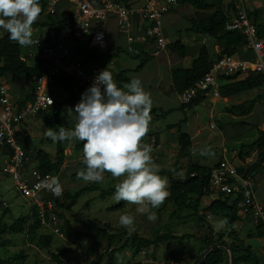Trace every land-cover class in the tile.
<instances>
[{"label":"rangeland","instance_id":"obj_1","mask_svg":"<svg viewBox=\"0 0 264 264\" xmlns=\"http://www.w3.org/2000/svg\"><path fill=\"white\" fill-rule=\"evenodd\" d=\"M213 4V3H212ZM224 7V6H223ZM42 14V12H41ZM39 16L36 23L44 22L46 15ZM47 19V18H46ZM34 23L32 25L33 29V37L39 33L40 31L44 32L48 29V27H42ZM179 23L182 26H185L182 29V32L176 33V35H180V39L182 43L186 45H190V42L195 40L194 44L196 48H198L200 43H202V38L204 40L205 45L209 46L212 44V39L206 35L201 33H195L192 31H188L187 29L190 27V24L187 20H180ZM189 32V33H188ZM6 32L0 30V37L4 36ZM204 44V43H203ZM33 45V44H32ZM194 46V47H195ZM22 47V46H21ZM31 48V46H28ZM28 47H22V53L25 52V49L28 50ZM125 51H122L121 55L114 59L115 66L112 68V56H109V52L101 51V53H105V56L101 60V64L110 71L113 75L116 74L119 70V67L122 68H131L135 70L141 63L140 59L133 57L134 53H128L126 46L124 47ZM34 52V51H33ZM188 52V51H187ZM109 53V55H107ZM198 54V53H197ZM197 56V55H196ZM195 56V57H196ZM29 62L32 64L34 61L32 56H30ZM180 57V56H179ZM174 57L173 62L175 64H179L183 61L181 58ZM189 56L188 65L185 64V60L182 62V66H189L191 60L195 58ZM142 59V57H141ZM181 61H180V60ZM148 61L145 65L146 68L142 67L139 71L141 73L147 75L148 78H151L155 75L156 72H160L164 78V81L168 83L169 75L168 72H165L164 64L162 62ZM264 62V59H263ZM104 70V69H102ZM101 71V70H99ZM115 80V77H114ZM5 85L9 86L10 93L11 84L9 81H6ZM164 85V86H163ZM162 93L159 94L153 90L155 94L153 97V101H157L158 103L164 102V108L168 105L172 104L173 97L175 93L172 90L167 91L166 84H163ZM85 90H81V88H74L75 99L70 105H65L62 107V110L58 116L59 125L64 127L67 130H71L75 126L76 117L74 113V106L80 101L81 94ZM255 93H239L237 94L235 99L237 98L238 102H242L250 97H252ZM70 92L68 88L62 87L59 85H53V97L56 101L61 102L67 98H69ZM163 97H165L164 100ZM235 101V102H237ZM264 101V98L261 102ZM231 104H225L221 98H214L212 100H208L204 104L200 106L195 105L194 107H189L185 113L177 115L171 111L168 115H165L163 118L159 119L156 122V127L160 126L164 127V131L162 135H154V139H162L164 138V143L160 144L158 147L157 144L155 147H152L151 155L157 165L160 166L161 170H169L176 166V171L174 172V176L178 178H184L187 167L192 163L209 166L217 162L221 156L222 149L220 143V137H226L227 140H231V138L238 137V139H242V143H237V139L232 140L230 145L228 146L227 157H233L234 162L239 164V159L244 162H252V160L256 159V157L252 156L251 158H247L248 154L244 153L248 150L244 147L248 145L253 138H256V132L254 129L251 130L250 127H244L243 130L236 133L233 126L238 122H236L235 115H237L236 111H231ZM261 103L255 105L253 113L261 114L260 110ZM263 106V105H262ZM162 108V110H165ZM217 109L216 111H214ZM253 116H247L248 119L254 118ZM37 118L36 116L30 117L27 120ZM182 119H185L184 121ZM182 120V121H181ZM38 125L33 134L32 144L37 148H41L43 151L47 153H55V144L56 142L49 143L47 139H49L46 135V132L52 130L50 126H46L44 122L38 117ZM169 122H180V128L182 131L188 132L191 135V139H193V143L188 151V155L183 158L178 157L179 145L177 142V132L173 133L169 132V129H165L166 123ZM211 123L214 125V128H211ZM242 125L246 126L247 123H243ZM238 127V126H237ZM198 130V134L195 135V132ZM53 131V130H52ZM251 131V132H250ZM224 134V135H223ZM193 136V137H192ZM175 138V140H174ZM226 140V142H227ZM148 144H153L154 142L148 137L146 141ZM159 142V141H158ZM80 142L69 141L67 144V148L73 146ZM229 143V142H227ZM146 144V143H144ZM66 148V149H67ZM203 149H210L211 153L207 155H202ZM27 151V150H26ZM68 151V150H67ZM242 152V153H240ZM27 161L33 160V151H27ZM32 153V154H30ZM254 154V153H253ZM224 156V155H223ZM250 156V155H249ZM246 158V159H245ZM5 161L4 157L0 156V221L3 222H12L14 219L19 216L25 215L29 212V202L28 199L21 197L16 188L14 186V182L12 178L7 174L5 170ZM73 169V167L71 166ZM75 169V168H74ZM105 174V173H104ZM257 174V195L258 200L261 201V194L264 193V177L259 176ZM162 177H168L166 175H161ZM68 178V177H67ZM123 177L114 178L112 175H104V179L102 182L94 183L100 185L103 189H110L121 182ZM75 181V180H74ZM169 182V179H168ZM87 182L78 181V183L71 188L69 191L74 192L80 187L85 186ZM169 189V187H168ZM213 195L214 199H216L219 195L216 193H208V195L204 198H201L200 205L197 208V211L200 215L205 216L204 221H199L197 216L192 214V210H187L183 208L182 210H176L166 198L165 202L158 208L152 209L156 213L157 219L155 221H148L147 214L142 216L141 212L137 211V208L140 207L138 205H131L127 202L125 203V207L116 212H108L107 208L118 203L115 202L114 197L109 196L105 198H99L97 191H89L82 196H80L76 202L74 203L70 212L66 207H60L59 210L64 214L67 219H69L70 223V234L68 236L59 237L55 234H52L46 228H40L39 234H47L51 235V245L48 248H41L35 246L33 243H30L28 237L25 233L22 234H9L5 233L2 237L3 240H8L9 243H6L3 247L0 248V258L5 259L6 257H11L17 254L18 252H23L25 255L24 258H18L13 264H56L55 261L52 260L51 254L56 253L58 247H65L67 249L66 253L60 255V258L65 259L67 264H95L98 262L97 256L104 255V249L107 247L104 242L96 243L94 235L96 233V229L91 226V223H95L98 226L102 227L103 223H107L111 226L110 231L119 232L122 228L119 224V218L121 215L128 214L134 217V225L132 228L134 230L127 229L128 232H136L140 236L144 238H152V235L155 231H158L160 234L170 232L176 236L189 235L186 238L174 239L166 242H159L154 246H149L144 248V252L141 253L140 256L134 257L132 252L129 249H125L124 251H118L115 255V264H134L141 263L147 264L151 259H153V264H159L163 262L164 264H194L196 259V255L202 251L205 244H202L200 239L207 234V225H211L213 230L217 233H222L225 228V219L222 217H213L208 212V204L213 198H208V196ZM63 200V196L59 197ZM57 199V198H56ZM29 202V204H28ZM122 202V201H121ZM7 205L8 208L4 205ZM120 203V202H119ZM88 205V206H87ZM7 210V214L2 218L3 212ZM68 210V211H67ZM172 212L174 213L172 215ZM4 219V220H3ZM64 222L62 223V225ZM72 229V230H71ZM246 227L238 228V235L245 242V232ZM89 235H85L87 232ZM224 233V232H223ZM219 234L215 235V238H218ZM201 237V238H200ZM232 239L227 235V233L223 234V241L229 243ZM125 241V236L120 235L113 242V247H118L122 242ZM92 247L93 253L90 254L88 250ZM112 247V246H111ZM226 254V258L223 262L219 264H229L228 263V251L224 249ZM255 252V250H254ZM170 253H174V256H170ZM258 254V253H257ZM258 260L260 263L264 262V256L258 254ZM123 257V258H122ZM122 259V260H120ZM107 257L103 256L98 264H106Z\"/></svg>","mask_w":264,"mask_h":264},{"label":"trees","instance_id":"obj_2","mask_svg":"<svg viewBox=\"0 0 264 264\" xmlns=\"http://www.w3.org/2000/svg\"><path fill=\"white\" fill-rule=\"evenodd\" d=\"M179 4L189 3L198 11L207 10L212 7V3L207 0H178ZM40 5L42 8V14L46 15L44 22L36 23L39 26L48 27V28H60L67 27L68 23L71 21V16L67 15L66 17L60 16L57 9L53 12L45 13L47 0H40ZM229 10H235L234 4H231L227 9H222L218 7L214 14L205 17L204 19H190L188 28L189 31L195 33H203L208 35L210 38L214 39L221 45V50L219 53L215 54V57H211V54L208 48L204 45L200 46L197 56L192 60L191 65L188 68H178L170 71L172 84L175 91L178 94H181L187 88L193 86L195 82L203 78V76L210 70L212 63L215 60L220 59L224 55H234L239 49L244 47L245 39L244 36L236 30L228 31L225 29V23L231 17ZM234 15V14H233ZM257 26V25H256ZM258 31L261 33L263 31L262 26H257ZM140 52L136 54V58H141V63L138 68H142L144 63L150 58L147 53H144V45L136 46ZM32 48V47H31ZM172 51L176 52L180 57H184L186 53V48L184 45L180 44L179 41L171 43L168 45ZM22 47L18 45L15 41H12L8 38L6 33L4 36L0 37V78L1 77H19V78H32L34 76H39L47 71V64L42 61L40 58L36 57L33 59V63L29 62V59L26 56H23ZM82 56L84 60V65L93 61H100L105 56V53H101L97 47L85 46L84 48H75V56ZM109 55V53L107 54ZM109 56H112L110 53ZM86 66V65H85ZM235 75L226 77L227 79L232 80ZM224 78V79H226ZM115 82L121 88L124 85L130 82L129 78L123 76V73H117L115 77ZM54 84L62 87L68 88L70 92L69 98L58 102L55 100L54 105L50 108L48 112H42L36 117H39L46 126H50L53 131L58 132L61 125H59V120L57 119L62 107L65 105H70L74 99V84L69 79L63 77H55ZM264 86V74L262 73H251L246 79L241 81H234L219 87V95L221 97H229L231 95L239 94L244 91H248L254 88H261ZM34 87V86H33ZM33 87L30 93L18 100L19 105H23L33 98ZM205 97L197 96L189 104H181L180 110H183L186 107H191L197 105L204 100ZM263 93L257 94L255 97L246 100L238 105H232L231 111H236L240 116H245L249 114L254 105L262 101ZM170 110H159L156 108H151L150 114L157 115L158 117H164ZM245 123V121H239ZM177 127V142L179 145L178 157L183 158L188 155V151L191 147V142L189 136L183 132L180 128V122L175 125ZM174 127V126H173ZM168 128H172L169 126ZM258 137L257 139L249 145L244 147L248 150L246 154L250 155V152H254L256 157V162L249 169L242 170V175H248L251 173V169L259 167V165L264 162V129H257ZM18 136V135H17ZM47 142L52 143L53 141L49 138ZM69 141L56 142L55 144V153H47L41 148L34 150L33 160L27 161L25 163L27 170L36 169L41 173H52L57 174L64 163L65 159V150ZM25 148V147H24ZM72 150L81 151L83 153L82 143H77L73 146ZM26 151V148H25ZM26 151V155H27ZM28 158V157H27ZM219 162V161H218ZM217 162V163H218ZM215 163L214 165H216ZM205 166L192 163L187 167L186 174L184 178H178L174 176L176 171V166L169 170H161L160 175H166L169 179V195L167 200L176 207V210H182L183 208L187 210H192L194 215L197 216L198 220L204 221L205 216H202L197 211L198 206L200 205L201 198H204L210 193L209 191V176L210 170L214 166ZM80 166L85 169L83 160L80 162ZM73 174V177L77 178V174ZM106 175H111L108 172H105ZM95 183V182H94ZM94 183H87L86 186L80 188L74 192H64L63 198L65 200H71L76 202V200L83 194L89 191H97L99 198H105L115 195V186L110 189H103L100 185ZM219 196L216 199H211L207 206L208 212L213 217H222L225 219V230L224 233L232 239L228 244L231 246L234 255H235V264H262L258 260V256L253 252L251 245L246 244L244 240L238 235L236 222L239 220V215L237 214V207L235 202L232 199L231 195L218 194ZM57 198V197H56ZM55 198V199H56ZM125 202L122 201L116 205L110 206L107 208L108 212L120 211L124 208ZM55 206L57 208L62 207L56 199ZM8 208V207H6ZM7 214L5 210L2 214V218ZM174 213L172 212V215ZM59 218L61 223V230L68 236L70 234L69 221L64 216L62 212H59ZM4 220V219H3ZM64 224L62 225V223ZM91 226L96 229L94 238L96 243L104 242L107 246L104 249V255H98L95 264H98L100 259L103 256L107 257L106 264H115V255L118 251H124L129 249L132 252L134 257L139 256L141 251H144V248L149 246H154L159 242H166L179 238H186L189 235L176 236L170 232L160 234L158 231H155L152 235V238H144L137 234L136 232H128L126 228H122L119 232L110 231L112 228L109 224L103 223L102 227L98 226L95 223H91ZM39 221L36 218L35 208L30 207L29 212L25 215L19 216L14 219L12 222H1L0 221V248L3 247L6 243H9L8 240H3V235L5 233L9 234H22L25 233L28 237L30 243H33L35 246L41 248H48L51 245V235L39 234L40 229ZM258 231L264 228V223L260 226L255 227ZM72 230V229H71ZM217 233L213 230L212 226L207 225V234L200 239L202 244H205L201 252L196 255L194 264H198L201 253L209 245L223 241L224 233ZM89 235L88 231L84 233ZM218 235V238H215V235ZM120 235L125 236V241L122 242L118 247H113V242ZM201 238V237H200ZM225 242V241H223ZM227 243V242H226ZM112 246V247H111ZM67 249L65 247H58L56 253H52V260L56 264H67L65 259L60 258V255L66 253ZM90 254L93 253L92 247L88 250ZM170 256H174V253H170ZM25 255L23 252H18L14 256L6 257L5 259L0 258L1 264H13L18 258H24ZM123 258V257H122ZM226 254L224 248H215L211 250L205 258L204 264H219L224 261ZM122 260V259H120ZM141 264V263H134Z\"/></svg>","mask_w":264,"mask_h":264},{"label":"built area","instance_id":"obj_3","mask_svg":"<svg viewBox=\"0 0 264 264\" xmlns=\"http://www.w3.org/2000/svg\"><path fill=\"white\" fill-rule=\"evenodd\" d=\"M59 0H47V12H53ZM73 7L71 21L67 27L48 28L37 33L31 45L35 56L47 64V71L30 80L33 83V98L19 105L11 99L5 84L0 83V149L6 152L5 170L12 178L18 194L29 200L35 208L41 228L63 237L56 197L46 188V182L56 174L41 173L36 169L27 170L28 158L24 144L18 138L17 126L42 112H48L54 105L52 87L55 77L69 79L78 88L86 90L100 71H88L83 57L75 56V48L85 46L106 47L109 23H115L117 32L124 36L128 53L137 54L136 47L152 46L151 55H157L167 47L162 31L165 15L179 5L178 0H67ZM228 31H239L245 39V46L253 55L251 60L239 59L235 55H224L215 60L202 79L181 94L180 103L189 104L195 97L219 95L222 78L241 73L264 74V29L260 33L243 6L225 23ZM264 96V90H263ZM209 191L231 195L237 210L246 215L254 227L264 223V206L254 194L252 176L241 175L232 162L223 158L210 170ZM7 207V205L4 203ZM264 244V228L261 230ZM144 252V251H142ZM159 264H164L163 262Z\"/></svg>","mask_w":264,"mask_h":264},{"label":"clouds","instance_id":"obj_4","mask_svg":"<svg viewBox=\"0 0 264 264\" xmlns=\"http://www.w3.org/2000/svg\"><path fill=\"white\" fill-rule=\"evenodd\" d=\"M41 11L40 0H0V30L22 47L37 45L39 41L33 40L32 25ZM151 106L150 94L139 78H132L121 88L105 68L95 75L92 85L74 106V128L60 127L58 132L49 130L46 135L53 142L82 143L86 167L77 178L99 183L105 172L114 178L123 177L115 186V202L138 205V212L147 214L148 221H155L157 216L152 209H158L165 202L169 182L159 174L161 169L151 155V146L142 143L151 123ZM210 153L206 149L201 154ZM45 186L55 197L63 195L58 177L50 178ZM119 224L134 230V217L121 215ZM147 264H153V259Z\"/></svg>","mask_w":264,"mask_h":264},{"label":"crops","instance_id":"obj_5","mask_svg":"<svg viewBox=\"0 0 264 264\" xmlns=\"http://www.w3.org/2000/svg\"><path fill=\"white\" fill-rule=\"evenodd\" d=\"M207 1H210L211 3H213L212 7L208 8L207 10L198 11L189 3H184V4H179L176 9H174L172 12H170L169 14L164 16L163 22H162V31H163L164 37L166 38V41H167V47H165L163 50H161L157 55H151V51L153 50L152 46L148 45L147 52L144 50V47H143L144 53H147V55L150 56V58L143 65L144 70L146 68V65H147L146 63L148 61L156 60L155 62H158V61L162 62L164 64L165 72H168V75H169L168 83H166L164 81V78L159 71L156 72L153 77L148 78L147 75H145V74L141 73V71H139L141 68L139 69L137 67L134 70L133 69L134 67H132V69L119 67L120 68L119 70H122V71H118L117 73L122 72L123 76L126 78H129L130 80L132 78H139L141 80L145 91L150 94V97L152 100L151 108H156L159 110L160 109L162 110V108H164L163 107L164 102L158 103L157 101H155V102L153 101V97L155 95L153 93V90H156L155 92H158L159 94H161L162 93L161 89L164 86L163 84H166V86H167L166 90L167 91L172 90L175 93V95L173 97L172 104L168 105L164 109L173 111L174 113H177L178 116H180L179 114L185 113V111L189 109V107H186L183 110H180L181 103L179 100V94L175 91V89L173 87L170 71L174 70V69H178V68H188L191 65V63L189 66L184 67V66H182V62L185 60V64L188 65L187 62H188L189 56L192 57V55H193V57H195L199 51L200 46L198 48H196V46L194 44L195 40L190 42L189 46L182 43V40L180 39V35L179 34L176 35V33L182 32V29L185 27L179 23L180 20L184 19V20H187L189 23L190 19H194V18L197 20L198 19H204L205 17L214 14L218 7H221L222 9L225 10V9H227V7L229 5L234 4L235 10H229V13L231 14L230 16H233V14H235L238 7L243 6L246 9V11L248 12L251 21L257 26L258 25L262 26L264 29V0H207ZM72 8L73 7L67 2V0H59V2L55 6V10L57 9L58 13L62 17H66L67 15H69ZM108 25H109V27H108L106 47L104 49V52L112 53V68H113L115 66V62L113 60L116 59L117 57H119L121 55L122 51H125L124 47L126 46V40H125L123 35H121L117 32V29H116V26H115V23L113 22V20ZM40 32H42V31H40ZM201 34H203V33H201ZM203 35H206V34H203ZM206 36H208V35H206ZM176 41H179L180 44L185 46L186 53H185L184 57H179V55L176 52H174L170 48H168L169 44L174 43ZM205 43L206 42H204V40L202 38V43H200L199 45L206 46L208 48L210 54H211V57L214 58L215 54L220 52L221 45L218 42H216L214 39H212V44H210L209 46L205 45ZM101 51H103V50H100V52ZM137 54H139V53H137ZM234 55L236 58L245 59L248 61L253 58V55L246 48L245 45H244V47L239 49ZM23 56H26L28 59L31 58L30 56H32V58H36L35 53L33 52V49L30 47H28V50L25 49ZM135 56H136V54L133 57H135ZM176 56H177V58L178 57L181 58L183 61H181L179 59L181 62L179 64H175L173 62V58ZM138 59H140V61H141V58H138ZM192 60H191V62H192ZM85 65H86L87 70L90 72L105 69V67L101 64V60L100 61H93V62H90V63L85 64ZM117 73L113 75V79H114V77H116ZM249 75H250L249 73L237 74L234 76V78L232 80L227 79V78L226 79L222 78L219 85L221 86V85H224V84H227L230 82L241 81V80L246 79ZM6 81H9L11 84L10 88H11L12 93L9 92L11 99L13 101H16V102L18 100H20L22 97H24L25 95H27L28 93H30L32 90V87H33V84L31 82L30 78L25 79V78L12 77V76L0 78V82L3 84H5ZM7 87H9V86H7ZM76 87L78 89V86H75V88ZM81 90H84V89H81ZM263 90H264V86L261 88H254V89H251L248 91H244L241 93L254 92L255 94L252 97L246 99V100H249V99L255 97L259 93L262 94ZM8 91H10V90L8 89ZM51 92L53 95V87H52ZM236 96H237V94L231 95L229 97H221L220 95H218V96L208 95L204 98V100L202 102H200L197 105L200 106L201 104H204L208 100H212V99L217 98V97L221 98L225 104L230 103L231 104L230 106L238 105V104L246 101V100H244L242 102H238L237 98L236 99L234 98ZM164 99H165V97H163L162 100H164ZM235 101H237V102H235ZM258 103H261L263 105V106L261 105V107H260V110L262 111L261 114L253 113V110H254V108H253L252 111L245 116H240L237 112H236L237 115H235V118H237L236 122H238V124L236 123L235 126H233L234 127L233 129L236 130V133L243 130L242 128H244V127H250L251 130L254 129L256 132V138H253V140L250 143H248V145L257 139V137H258L257 129H264V101L263 102L259 101L256 104H258ZM255 105H254V107H255ZM194 106L195 105H193L192 107H194ZM216 110L217 109H215L214 111H216ZM157 115H159V113H157ZM157 115L155 116V115L150 114L151 123L149 126V131H148L147 135L145 137H143V139H142V143L147 144L148 142H146V141L148 140V137H149V140L151 139L154 142V145L152 143L148 144V145H150L151 148L155 147V149H157L155 144H157V146L159 147L160 144L164 143V138H163V140L162 139L156 140V138L154 139V135H162V132L164 131V127H162V128L160 126L156 127V122L159 119L163 118L160 116L158 117ZM253 115H255L254 118H251V119L247 118V116L250 117ZM182 120L184 121L185 119H182ZM241 120L245 121V123H247V125L246 126L242 125L243 123L239 122ZM38 122L39 121H38V117H37L36 119L33 118L30 120H26L17 126L18 138L20 139V141H22V143L24 144V147L29 152H32V151L34 152V150L37 149V147L32 144V140H33V137H34L33 134L35 133ZM178 123L179 122H177V123L176 122L166 123L165 129H169L168 130L169 132L172 131L173 133H175L177 130V127L175 125H177ZM169 126H172V128H168ZM210 127L214 128V125L211 123ZM183 132H185V131H183ZM185 133L189 136V139H190V142L192 145L193 139H191V135L188 132H185ZM197 134H198V130L195 132V135H197ZM235 139H237V143L238 142H239V144L242 143V139L239 140L238 137L231 138V140H227V138L224 136H222V138L220 137L222 153H221V156H220L218 161L222 160L223 158L227 159L228 161L232 162V164H234L236 166L238 173L242 175V172H240L239 169L240 168L242 170L249 169L250 167H252L254 162H256V160L254 159V160H252V162L248 163V162H244V160L242 161L241 159H239L238 160L239 164H238V163L234 162L233 157L228 158L227 153H229V152L227 151L226 148H228V146L230 145V142L232 140H235ZM174 140H175V138H174ZM226 140L229 143H227ZM205 150L206 149H203L202 152H204ZM240 153H242V152H240ZM244 153H247V152L245 151ZM250 153H251L250 156L247 155L248 156L247 158H249V157L251 158L252 156L254 157V154H253L254 152H250ZM30 154H32V153H30ZM33 155H34V153H33ZM0 156H3L4 160H5L6 152L3 149H0ZM82 160H83V153L81 151H74L71 149V147H68L65 150L64 163L61 166L59 172L56 174V177L59 178V181L61 182V184L63 186V193L64 192H70L69 190L71 188H73L78 183V181H83L82 179H78V178L73 177V174L85 170L83 167L80 166V162ZM217 162H215V163H217ZM215 163L210 164L209 166H212ZM71 166L73 167V169L71 168ZM251 171L252 172L249 173L248 175L252 176V178L254 180V194H255V197H258L256 177H257V174H259V173H260L259 176L264 177V162H262L259 165V167L255 168V169H251ZM87 183H86V185H87ZM83 187L84 186H82L80 188H83ZM261 196H262L261 201L258 200V198H256V199L258 202H260L264 206V193H262ZM208 198L214 199L213 195L208 196ZM57 200H58L59 204L62 205L63 208L66 207L69 211L72 209V207L75 203V202H72L71 200H65L64 198H63V200H65V201H62L61 198H58V197H57ZM28 204H29V202H28ZM29 208H30V204H29ZM70 212H72V211H70ZM237 214L239 215L240 218L236 222V227L241 228V229L243 227H246V230L243 233V235H245V243L251 245L253 252L255 250L254 253L257 256L259 254V255H261V257H263L264 256V244H263V239H262L260 231H258L253 225L250 224L249 219L246 215L242 214L239 210H237ZM142 216H145V214L142 213ZM68 221H69V219H68ZM69 226H70V223H69ZM262 264H264V262Z\"/></svg>","mask_w":264,"mask_h":264},{"label":"water","instance_id":"obj_6","mask_svg":"<svg viewBox=\"0 0 264 264\" xmlns=\"http://www.w3.org/2000/svg\"><path fill=\"white\" fill-rule=\"evenodd\" d=\"M220 247H222V248H224L225 250L228 251V263L229 264H235L236 263L235 255H234V252H233L231 246L228 243L223 242V241H219V242L213 243V244L209 245L208 247H206L204 249V251L200 255L198 264H204L206 255L211 250H213L215 248H220ZM0 264H1V262H0Z\"/></svg>","mask_w":264,"mask_h":264}]
</instances>
